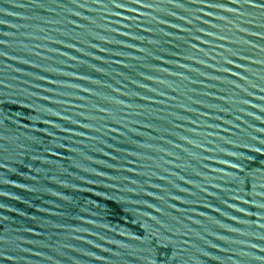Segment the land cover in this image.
I'll list each match as a JSON object with an SVG mask.
<instances>
[{"label":"water","instance_id":"water-1","mask_svg":"<svg viewBox=\"0 0 264 264\" xmlns=\"http://www.w3.org/2000/svg\"><path fill=\"white\" fill-rule=\"evenodd\" d=\"M0 264H264V0H0Z\"/></svg>","mask_w":264,"mask_h":264}]
</instances>
